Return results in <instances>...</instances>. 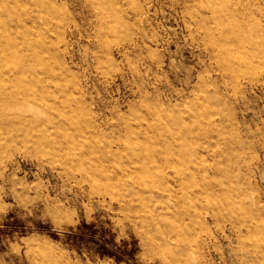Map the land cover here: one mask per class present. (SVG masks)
I'll use <instances>...</instances> for the list:
<instances>
[{"label": "rangeland", "instance_id": "obj_1", "mask_svg": "<svg viewBox=\"0 0 264 264\" xmlns=\"http://www.w3.org/2000/svg\"><path fill=\"white\" fill-rule=\"evenodd\" d=\"M12 1L0 66L48 92L0 82V264H264V0H40L41 37ZM156 134L185 141L163 170ZM148 188L177 233L143 223Z\"/></svg>", "mask_w": 264, "mask_h": 264}, {"label": "bare ground", "instance_id": "obj_2", "mask_svg": "<svg viewBox=\"0 0 264 264\" xmlns=\"http://www.w3.org/2000/svg\"><path fill=\"white\" fill-rule=\"evenodd\" d=\"M39 1L40 0H13L12 2H14V4H16V7L14 6L11 9L10 12V16L14 19V21H16L15 17L19 18L21 20V24L18 27V25H16L17 28H22L23 24H22V11L25 15V20L28 21V23L25 22L24 28L25 31L28 32L30 35H36L41 37L42 35H44V31L42 29V27H40L37 22H36V13H34L31 5L32 3H34L35 5H39ZM43 2H46L48 5L52 6V1L53 0H41ZM19 9L21 10V14L19 12ZM51 12L50 8H47L46 10H42L41 9V15L44 18H47L49 16ZM40 17V16H39ZM10 21V20H9ZM0 23L3 25V28L6 30L9 28V23L7 22V20L5 18H0ZM11 23V22H10ZM24 32V31H23ZM224 36V35H223ZM8 37V41H9V46H10V51L7 52L4 49H0V60H2L3 58H9V56L11 55V52H16V50H18L15 46V44H12V39L9 37V35H7ZM6 38H3V36H0V44L5 42ZM2 45H0L1 47ZM41 47L43 48L44 45L41 44ZM13 62V60H12ZM45 70V69H44ZM24 77L28 78L27 84L34 85V84H40V89L42 90V92H44L46 94V92H48V88L47 85L45 84V81L47 79V72L46 71H38V72H33L31 70H27L26 66H24L20 61H15L13 63V66H9L7 69H2L0 66V82L5 80H8L10 83L12 84H17L19 85H23V79ZM6 98L10 99V100H15V99H21L23 97V92L22 91H18L17 93H12L10 91L6 92ZM42 100H44V96L41 97ZM151 142V141H150ZM185 146V141L177 138L174 140H168L165 137H163L161 134H156L151 142L150 145V155H154L158 158V163L159 165H156L157 169H161L163 166L165 165H172V164H176L177 161H179L180 156L182 155V150L184 149ZM139 161L141 162L142 165H140V167L138 168L139 171H144V169L146 168V161L145 158L140 157ZM145 165V168L144 166ZM152 167V165H151ZM119 170L123 173V172H128L130 174H133L136 169L132 168V167H126V168H122L120 167ZM163 170V169H161ZM175 179V181H178V178H173V180ZM172 182V181H171ZM147 189H140L137 190V202H141L142 203H146L147 204V209L145 210L146 212H148V214H144L142 219H143V223L147 222V226L149 227V230H151L152 225H154L158 231V234L161 236L162 235V231H160V229H165L168 231H172L174 233H177L178 230L180 229V226L176 225L173 222H166L163 219L162 216V211L163 210H169V206L168 203L165 201H162L161 199L157 201L153 200V197L149 195L150 191L153 189H149L148 188V194L145 193ZM147 192V191H146ZM152 192V191H151ZM153 193V192H152ZM154 194V193H153ZM190 194H192V192L190 191ZM152 195V194H151ZM128 195L123 196L121 199L122 201H124V203L128 202V200L130 198H128ZM234 201H232V203L224 206V209L226 212H239V210L243 211L248 209V199H246V197L242 196L241 194H236L234 197ZM183 199H181L180 197H177L175 195V200L174 202L176 204H180L182 202ZM182 208V213L183 215H188L191 211V209L196 210L197 207L195 204L192 205H183L181 206ZM241 215V214H240ZM250 216H252L251 214H249ZM251 221H253L256 225L258 224L259 219L257 220V217H252ZM161 222H163V224H161ZM245 224V223H244ZM246 227H249V224H246ZM159 238V237H158ZM164 239V238H163ZM162 239V240H163ZM153 243H154V247L155 246V238L153 239Z\"/></svg>", "mask_w": 264, "mask_h": 264}]
</instances>
